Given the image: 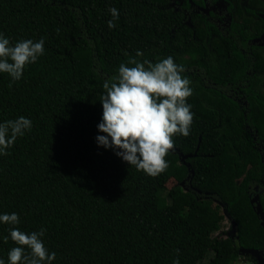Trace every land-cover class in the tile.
I'll return each instance as SVG.
<instances>
[{"label": "trees", "instance_id": "obj_1", "mask_svg": "<svg viewBox=\"0 0 264 264\" xmlns=\"http://www.w3.org/2000/svg\"><path fill=\"white\" fill-rule=\"evenodd\" d=\"M167 5L0 0V32L10 43L44 39L18 80L0 72V121H32L0 154V211L19 215L16 225L0 224L5 264L16 246L2 239L10 227H43L56 253L51 264H256L241 250L264 255L262 217L251 202L252 188L264 182V50L254 48L259 73L239 103L213 82L252 77L248 58L222 35L206 40L208 26L195 31ZM110 7L119 13L111 28ZM168 55L190 80L194 115L188 135L173 134L167 167L151 176L97 145L99 100L121 62ZM259 201L264 212V192ZM226 218L235 235L213 236Z\"/></svg>", "mask_w": 264, "mask_h": 264}, {"label": "clouds", "instance_id": "obj_2", "mask_svg": "<svg viewBox=\"0 0 264 264\" xmlns=\"http://www.w3.org/2000/svg\"><path fill=\"white\" fill-rule=\"evenodd\" d=\"M109 12L112 18L107 24L111 28L119 13L115 7H110ZM43 51V37L21 38L10 43L0 32V72L18 80L25 64L34 62ZM182 72L183 66L171 55L155 63L135 61L128 66L121 62L117 74L103 85L106 91L99 100L102 110L96 125L97 145L111 148L123 161L148 175L155 176L166 168L168 162L164 157L173 145V134L188 135L194 115L190 110L192 105L186 100L193 89ZM31 125L30 118L24 115L0 121V154ZM18 223V213L0 211V224ZM44 231L43 227L30 232L8 228L2 239L10 238L16 246L8 249L7 264H51L56 253L45 246ZM25 245L30 252L26 253ZM0 264H5L2 257ZM172 264H179L178 259Z\"/></svg>", "mask_w": 264, "mask_h": 264}, {"label": "flooded vegetation", "instance_id": "obj_3", "mask_svg": "<svg viewBox=\"0 0 264 264\" xmlns=\"http://www.w3.org/2000/svg\"><path fill=\"white\" fill-rule=\"evenodd\" d=\"M167 7L182 14L185 24L195 31L199 26L200 30L208 26L209 32L206 33V40L222 35L230 39L231 44L235 42V51L247 57L250 62L246 67V72L252 77L239 80L244 81V85L238 81L224 86L217 80L213 82V85L215 88L220 85L226 92H231L239 103L245 102L249 96L252 81L254 82L256 74L259 73L255 66L258 57L254 55V48L264 50V0H168ZM201 68L204 69L203 65L200 66V71H202ZM203 74L200 73V76H204ZM204 77L210 81L208 76ZM238 83L240 86H237ZM262 87L264 89V83ZM262 184V187L252 188L251 202L258 198L260 203L259 198L264 192V182ZM190 185L191 183L185 187L191 188L192 185ZM254 204L257 203L254 202Z\"/></svg>", "mask_w": 264, "mask_h": 264}, {"label": "rangeland", "instance_id": "obj_4", "mask_svg": "<svg viewBox=\"0 0 264 264\" xmlns=\"http://www.w3.org/2000/svg\"><path fill=\"white\" fill-rule=\"evenodd\" d=\"M174 183H170L169 187H172ZM258 199V198H257ZM235 235V228L233 224L226 218L223 222L222 228L219 231H214L213 236L233 237ZM236 264H252L248 258L239 260Z\"/></svg>", "mask_w": 264, "mask_h": 264}, {"label": "water", "instance_id": "obj_5", "mask_svg": "<svg viewBox=\"0 0 264 264\" xmlns=\"http://www.w3.org/2000/svg\"><path fill=\"white\" fill-rule=\"evenodd\" d=\"M256 202L257 212L261 215L262 219L264 220V212L261 206V203L258 202L257 198L252 200V203ZM264 226V221L262 222ZM242 254H247L252 256L256 260V264H264V255L261 251L255 249H242Z\"/></svg>", "mask_w": 264, "mask_h": 264}]
</instances>
